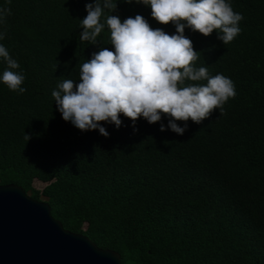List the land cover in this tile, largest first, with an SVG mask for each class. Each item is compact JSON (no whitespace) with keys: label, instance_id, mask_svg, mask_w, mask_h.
Returning a JSON list of instances; mask_svg holds the SVG:
<instances>
[{"label":"trees","instance_id":"16d2710c","mask_svg":"<svg viewBox=\"0 0 264 264\" xmlns=\"http://www.w3.org/2000/svg\"><path fill=\"white\" fill-rule=\"evenodd\" d=\"M92 2L0 0L10 9L0 44L19 63L14 71L26 89L0 81V185L43 199L64 229L118 252L122 264H264V0H227L243 16L229 44L215 30L185 28L200 53L195 67L235 85L223 115L216 109L200 124L189 120L183 135L160 131L168 117L154 124L141 117L134 131L121 115L119 128L102 123L108 137L63 120L52 91L66 79L79 83L93 53L113 50L107 15H141L169 35L176 29L157 23L149 6L117 0L93 45L80 39ZM6 68L0 58V76Z\"/></svg>","mask_w":264,"mask_h":264},{"label":"clouds","instance_id":"9594fccd","mask_svg":"<svg viewBox=\"0 0 264 264\" xmlns=\"http://www.w3.org/2000/svg\"><path fill=\"white\" fill-rule=\"evenodd\" d=\"M132 3L133 0H122ZM149 6L151 17L159 24L175 26L169 35L160 28L153 29L141 15L121 21L117 15H107L113 50L102 47L80 66L79 83L66 79L51 95L65 121L81 131L98 130L109 133L102 123L119 128L121 115L135 122L144 118L149 124L168 117L167 126L160 123V131L170 129L178 135L187 130V122L202 123L212 112L224 114V105L236 95L233 81L222 75L210 76L206 67H195L200 53L184 35L185 28L209 36L215 30L223 44L231 43L241 32L237 13L227 0H135ZM117 0H93L85 4L87 15L80 20L81 41L97 44V37L105 28L101 17L105 10L112 13ZM10 9H0V23ZM5 38L0 32V40ZM0 58L7 68L0 76L9 90L24 93V75L14 71L20 67L5 46L0 44ZM206 81V84L192 83ZM183 122L181 127L177 122ZM27 142L28 134L24 136Z\"/></svg>","mask_w":264,"mask_h":264},{"label":"water","instance_id":"95a60500","mask_svg":"<svg viewBox=\"0 0 264 264\" xmlns=\"http://www.w3.org/2000/svg\"><path fill=\"white\" fill-rule=\"evenodd\" d=\"M0 264H122L118 252L63 228L46 201L0 185Z\"/></svg>","mask_w":264,"mask_h":264},{"label":"rangeland","instance_id":"374dc122","mask_svg":"<svg viewBox=\"0 0 264 264\" xmlns=\"http://www.w3.org/2000/svg\"><path fill=\"white\" fill-rule=\"evenodd\" d=\"M34 186L37 187V188H39V187L42 186V184L39 181H34Z\"/></svg>","mask_w":264,"mask_h":264}]
</instances>
